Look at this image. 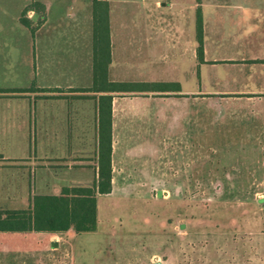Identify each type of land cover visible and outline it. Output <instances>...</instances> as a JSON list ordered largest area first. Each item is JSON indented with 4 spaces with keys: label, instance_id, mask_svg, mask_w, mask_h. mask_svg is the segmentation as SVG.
<instances>
[{
    "label": "crops",
    "instance_id": "0c3cea01",
    "mask_svg": "<svg viewBox=\"0 0 264 264\" xmlns=\"http://www.w3.org/2000/svg\"><path fill=\"white\" fill-rule=\"evenodd\" d=\"M178 2L107 0L108 81L166 87L161 93L149 88L101 93L89 91L92 0H0V27L10 26L9 33L0 35V90H29L0 93V186H12L8 180L19 173L15 184L24 188L17 197H0V210L24 212L34 196L59 195L62 188L96 183L98 105L99 97L107 94L112 96V188L109 195L96 197V230L90 234L99 233L102 219H108L102 207L124 176L116 149L122 138L154 139L166 133L193 139L200 149L203 104L225 103L237 110L234 116L217 117L226 118V131L220 126L210 138L232 140L231 145L264 156V0L189 2L190 10L201 14V60L194 19L189 27L183 21L175 31L171 23L156 19L158 9L175 8ZM31 3H37L26 12L33 35L19 22ZM182 7L186 11V0ZM156 106L167 111L161 114ZM241 108L249 109L241 114ZM85 234L0 232V264H166L151 258L123 261L114 255L117 247L112 251L110 246H105L110 251L104 261L91 260ZM37 238L45 243L27 241ZM102 248L97 255L104 253ZM223 264H264V259Z\"/></svg>",
    "mask_w": 264,
    "mask_h": 264
},
{
    "label": "rangeland",
    "instance_id": "374dc122",
    "mask_svg": "<svg viewBox=\"0 0 264 264\" xmlns=\"http://www.w3.org/2000/svg\"><path fill=\"white\" fill-rule=\"evenodd\" d=\"M183 1L175 8L158 9L156 19L171 23L172 31L183 21L189 27L197 14L188 4L193 0H186V11ZM9 29L0 27V35ZM248 109L241 108L240 113ZM157 110L162 114L167 108L156 106ZM236 110L225 103L203 104L200 149L193 139L170 138L166 133L154 139L117 140L124 176L102 207L108 219H102L100 232L83 237L91 260L104 261L110 251L105 246L112 251L117 247L114 255L123 261L223 264L231 259H264V156L231 145L232 140L210 138L220 126L226 131V118L217 117L234 116ZM12 174L8 180L12 186H0V197H17L24 191L15 184L19 173ZM135 182L143 185L125 186ZM27 241L45 243L39 238ZM101 246L104 253L97 255Z\"/></svg>",
    "mask_w": 264,
    "mask_h": 264
},
{
    "label": "trees",
    "instance_id": "16d2710c",
    "mask_svg": "<svg viewBox=\"0 0 264 264\" xmlns=\"http://www.w3.org/2000/svg\"><path fill=\"white\" fill-rule=\"evenodd\" d=\"M200 1V0H197ZM37 6L31 3L22 11L19 22L34 33L32 22L26 12ZM195 36L198 44L197 57L202 56V21L196 11ZM92 87L89 91L101 93H132L149 88L164 92V84L112 83L108 81L107 67L110 61L109 14L107 0H92ZM6 92H29V90H0ZM111 99L109 94L99 97L98 117V178L91 187L62 188L59 195L32 197L28 210H0V232H64L89 233L96 230V197L111 193Z\"/></svg>",
    "mask_w": 264,
    "mask_h": 264
},
{
    "label": "water",
    "instance_id": "95a60500",
    "mask_svg": "<svg viewBox=\"0 0 264 264\" xmlns=\"http://www.w3.org/2000/svg\"><path fill=\"white\" fill-rule=\"evenodd\" d=\"M181 227H183V226H181Z\"/></svg>",
    "mask_w": 264,
    "mask_h": 264
}]
</instances>
